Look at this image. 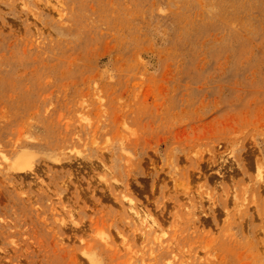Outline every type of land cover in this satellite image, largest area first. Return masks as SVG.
Returning <instances> with one entry per match:
<instances>
[{
  "label": "rangeland",
  "instance_id": "rangeland-1",
  "mask_svg": "<svg viewBox=\"0 0 264 264\" xmlns=\"http://www.w3.org/2000/svg\"><path fill=\"white\" fill-rule=\"evenodd\" d=\"M0 264H264V0H0Z\"/></svg>",
  "mask_w": 264,
  "mask_h": 264
},
{
  "label": "bare ground",
  "instance_id": "bare-ground-1",
  "mask_svg": "<svg viewBox=\"0 0 264 264\" xmlns=\"http://www.w3.org/2000/svg\"><path fill=\"white\" fill-rule=\"evenodd\" d=\"M20 166H21V164H20ZM19 166V167H20ZM18 168V167H17ZM21 169H22V167H21ZM131 202V201H130ZM132 203V202H131ZM137 216H138V218H140V216H139V214L137 213ZM142 219V218H141ZM146 219V218H145ZM141 223V222H140Z\"/></svg>",
  "mask_w": 264,
  "mask_h": 264
}]
</instances>
